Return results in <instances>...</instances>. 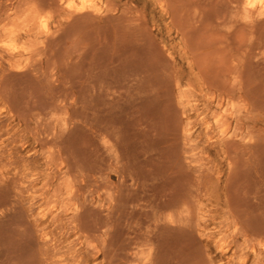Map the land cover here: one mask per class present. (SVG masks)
<instances>
[{"label":"rangeland","instance_id":"374dc122","mask_svg":"<svg viewBox=\"0 0 264 264\" xmlns=\"http://www.w3.org/2000/svg\"><path fill=\"white\" fill-rule=\"evenodd\" d=\"M259 1L0 0V264H264Z\"/></svg>","mask_w":264,"mask_h":264},{"label":"bare ground","instance_id":"6f19581e","mask_svg":"<svg viewBox=\"0 0 264 264\" xmlns=\"http://www.w3.org/2000/svg\"><path fill=\"white\" fill-rule=\"evenodd\" d=\"M68 1H72V0H60V2H62V3H66V2H68ZM249 12H251V13H254V12H260V13H262V12H264V0H260L259 1V5L258 6H255L254 5V3L253 2H251L250 4H249ZM95 11H98L99 10V6H96L95 8ZM34 12V11H33ZM5 49L7 48L6 46H3ZM11 52V51H10ZM218 118H220V116H218ZM170 208H172L171 206L169 207V209ZM76 212V211H75ZM80 212H78V214H79ZM77 215V214H76ZM75 214L73 215V216H76ZM80 215V214H79ZM78 215V216H79ZM172 218V217H171ZM174 219V218H173ZM173 222H174V220H173ZM175 224V223H174ZM108 233V232H107ZM104 234V233H103ZM257 255V254H256ZM254 256V255H253ZM257 257V256H256ZM255 258V257H254Z\"/></svg>","mask_w":264,"mask_h":264}]
</instances>
